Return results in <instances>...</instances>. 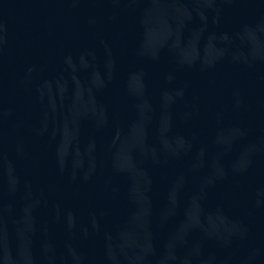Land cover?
<instances>
[{"label":"water","instance_id":"1","mask_svg":"<svg viewBox=\"0 0 264 264\" xmlns=\"http://www.w3.org/2000/svg\"><path fill=\"white\" fill-rule=\"evenodd\" d=\"M0 264H264V0H0Z\"/></svg>","mask_w":264,"mask_h":264}]
</instances>
